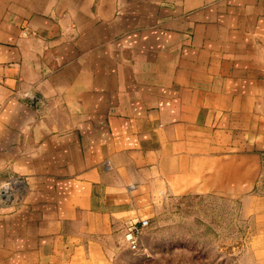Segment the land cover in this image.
Masks as SVG:
<instances>
[{
	"label": "crops",
	"instance_id": "0c3cea01",
	"mask_svg": "<svg viewBox=\"0 0 264 264\" xmlns=\"http://www.w3.org/2000/svg\"><path fill=\"white\" fill-rule=\"evenodd\" d=\"M262 175L264 0H0V264H113L160 200Z\"/></svg>",
	"mask_w": 264,
	"mask_h": 264
},
{
	"label": "rangeland",
	"instance_id": "374dc122",
	"mask_svg": "<svg viewBox=\"0 0 264 264\" xmlns=\"http://www.w3.org/2000/svg\"><path fill=\"white\" fill-rule=\"evenodd\" d=\"M145 219L136 248L127 234L142 220L112 242L113 264H264V185L171 196Z\"/></svg>",
	"mask_w": 264,
	"mask_h": 264
},
{
	"label": "built area",
	"instance_id": "2783aa9c",
	"mask_svg": "<svg viewBox=\"0 0 264 264\" xmlns=\"http://www.w3.org/2000/svg\"><path fill=\"white\" fill-rule=\"evenodd\" d=\"M13 188V183L8 181L7 183L0 184V199L5 200L9 197L10 191ZM149 225L147 219H142L139 223H136L131 227L127 234V240L131 244L132 248H136L137 243V235L141 233V231Z\"/></svg>",
	"mask_w": 264,
	"mask_h": 264
}]
</instances>
